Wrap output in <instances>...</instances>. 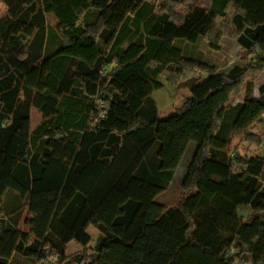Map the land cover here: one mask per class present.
Masks as SVG:
<instances>
[{"label": "trees", "instance_id": "trees-1", "mask_svg": "<svg viewBox=\"0 0 264 264\" xmlns=\"http://www.w3.org/2000/svg\"><path fill=\"white\" fill-rule=\"evenodd\" d=\"M0 2V264H264V155L228 160L234 139L220 137L232 100L264 72V0ZM225 38L251 57L227 74L175 44L220 52ZM196 77L191 97L158 117L160 79ZM263 115L262 99L246 100L232 134L262 146L248 129ZM191 143L183 197L167 209L156 200ZM10 193L27 206L25 230L2 218ZM90 227L98 257H69Z\"/></svg>", "mask_w": 264, "mask_h": 264}, {"label": "rangeland", "instance_id": "rangeland-1", "mask_svg": "<svg viewBox=\"0 0 264 264\" xmlns=\"http://www.w3.org/2000/svg\"><path fill=\"white\" fill-rule=\"evenodd\" d=\"M8 12L5 4L0 2V19L3 18ZM95 19V14H91L86 18V23H92ZM51 23H54L52 18H49ZM185 57L193 60L209 64L214 67L219 73H229L235 67L244 68L250 63V58L245 59L242 47L235 41L225 38L220 52L212 51L205 41L200 40L197 43H189L186 41L177 40L175 43ZM106 72V71H105ZM102 72L96 71L88 76L89 83L87 84V91L90 95H96L97 86L99 84ZM204 76L202 74L199 77ZM190 79L189 81L182 82L177 86H171L165 79H160L164 87L162 90L153 94L152 99L158 108V117L164 118L173 113L177 108L181 107L187 98L191 97V88L197 82L198 78ZM248 99H262L264 101V72L256 79L247 81L238 97L232 100L231 107L224 119L222 133L220 135L222 140H230L233 137L232 147L236 151L227 150L228 160L236 159L237 153L242 158H251L258 155H264V115L256 121L249 129L248 132L259 136L263 140L262 146H252L247 142H243L242 134H232L231 124L234 116V109L243 104ZM32 129L42 121V115L32 109L31 110ZM197 148L195 143H191L185 153L183 161L179 168L174 173V176L166 191L157 198V202L167 209L175 208L183 197V181L186 176L188 167L192 161L193 154ZM26 147L22 146V153ZM22 155V154H21ZM3 216L10 224L20 230H25L24 222L30 216L27 212V206L20 205V201L14 194H9L3 205ZM88 233L91 237V242L88 246L83 247L79 244L72 242L67 246V255L74 256L80 253H86L87 256L92 258L98 257V249L102 240V235L94 227H90ZM55 259H50L47 262H40L38 264H56ZM11 264H36L35 261H30L21 258H14Z\"/></svg>", "mask_w": 264, "mask_h": 264}]
</instances>
